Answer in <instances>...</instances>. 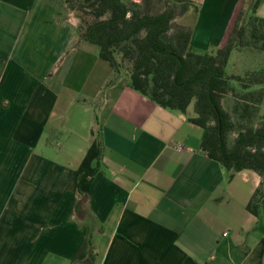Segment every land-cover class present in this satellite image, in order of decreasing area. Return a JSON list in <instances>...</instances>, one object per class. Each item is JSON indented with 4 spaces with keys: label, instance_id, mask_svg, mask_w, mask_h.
<instances>
[{
    "label": "crops",
    "instance_id": "1",
    "mask_svg": "<svg viewBox=\"0 0 264 264\" xmlns=\"http://www.w3.org/2000/svg\"><path fill=\"white\" fill-rule=\"evenodd\" d=\"M192 1V43L219 46L253 0ZM77 24L65 0H0V264H255L264 229L246 205L259 176L228 180L192 112L153 104L126 78L103 90L112 72ZM96 118L103 160L85 210L69 186ZM89 231L94 261H75Z\"/></svg>",
    "mask_w": 264,
    "mask_h": 264
},
{
    "label": "trees",
    "instance_id": "2",
    "mask_svg": "<svg viewBox=\"0 0 264 264\" xmlns=\"http://www.w3.org/2000/svg\"><path fill=\"white\" fill-rule=\"evenodd\" d=\"M262 2L253 0L250 14L236 7L221 44L200 53L191 46L200 12L192 0H65L78 21V42L95 46L110 67L112 77L103 90L126 78L132 91L163 109L188 116L192 105L188 121L204 130L201 150L222 166L227 179L244 170L259 176L246 205L255 230L264 229V67L242 75H229L226 68L234 51L264 53V19L257 16ZM102 98L103 92L97 100ZM98 126L96 118L91 146L69 186L78 197L76 206L85 210L83 197L102 168ZM93 239L89 231L75 261H94ZM263 255L260 241L250 261L258 264Z\"/></svg>",
    "mask_w": 264,
    "mask_h": 264
},
{
    "label": "rangeland",
    "instance_id": "3",
    "mask_svg": "<svg viewBox=\"0 0 264 264\" xmlns=\"http://www.w3.org/2000/svg\"><path fill=\"white\" fill-rule=\"evenodd\" d=\"M244 8H245V11L248 14H250V6L244 4ZM195 27H196V22H195ZM191 46L193 47L195 51L200 52V53L215 51L218 47V46H210L209 44L206 46L200 40H195L194 43H192V40H191ZM88 48L92 52L95 51L96 54L98 53L97 48L95 46L88 45ZM262 67H264V53L249 50V49H244L242 51H234L231 54L230 59L228 61L226 71L229 75L231 74L242 75L247 71L258 70ZM89 106L94 107L93 104H90ZM188 111L192 112L193 114L192 105L188 108Z\"/></svg>",
    "mask_w": 264,
    "mask_h": 264
}]
</instances>
